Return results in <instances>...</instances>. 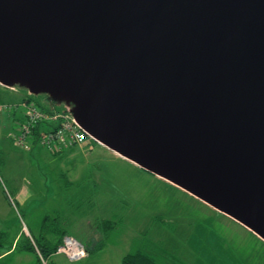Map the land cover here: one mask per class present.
Wrapping results in <instances>:
<instances>
[{
  "label": "water",
  "instance_id": "1",
  "mask_svg": "<svg viewBox=\"0 0 264 264\" xmlns=\"http://www.w3.org/2000/svg\"><path fill=\"white\" fill-rule=\"evenodd\" d=\"M13 82L264 242V0H0Z\"/></svg>",
  "mask_w": 264,
  "mask_h": 264
},
{
  "label": "rangeland",
  "instance_id": "2",
  "mask_svg": "<svg viewBox=\"0 0 264 264\" xmlns=\"http://www.w3.org/2000/svg\"><path fill=\"white\" fill-rule=\"evenodd\" d=\"M43 96H31L16 82L0 85V233L6 236L0 264H121L134 239L166 254L169 264H264V242L251 232L142 169L110 159L112 152L96 142L90 141L92 148L105 156L74 154L88 149L86 144L56 154L31 140L21 142L22 107L29 97L75 113L67 97L42 103ZM46 216L58 218L67 232L56 252L44 259L36 247L35 254L19 251L24 238L33 243L31 235L38 236ZM102 220L116 223L107 232L109 243L89 254L104 238ZM67 240L84 251L82 257L66 251Z\"/></svg>",
  "mask_w": 264,
  "mask_h": 264
},
{
  "label": "built area",
  "instance_id": "3",
  "mask_svg": "<svg viewBox=\"0 0 264 264\" xmlns=\"http://www.w3.org/2000/svg\"><path fill=\"white\" fill-rule=\"evenodd\" d=\"M22 108L25 116L21 119L19 135L21 142L31 140L35 144L46 146L52 153H60L66 147L94 141L80 128L68 111L57 110L53 107L51 111H42L33 101H27ZM38 126L40 131L35 133L34 129ZM66 244V251L73 257H82L84 251L79 252L77 246L71 241L67 240ZM60 251H65V247H60Z\"/></svg>",
  "mask_w": 264,
  "mask_h": 264
},
{
  "label": "trees",
  "instance_id": "4",
  "mask_svg": "<svg viewBox=\"0 0 264 264\" xmlns=\"http://www.w3.org/2000/svg\"><path fill=\"white\" fill-rule=\"evenodd\" d=\"M28 101L32 102L33 100L32 98L29 97ZM35 105L42 111H49V110L51 111L52 109V107L46 108L40 103L39 104L35 103ZM34 130H35V133H38L40 131L39 126L36 127ZM115 224L116 223L111 220L110 221L102 220L98 223V229L104 235V238L101 241H99L94 246L93 249L89 251V254L94 251L102 250L108 245L109 242L107 241V235H108L107 232L108 230L114 229ZM66 234L67 232L64 230V228L60 224V220L58 218H51V217L46 216L45 219L41 223L38 236L31 235L33 243L31 242L30 239L24 238L22 242L20 243L18 250L21 252L35 254L36 253L35 247H36L40 255L42 256V258L47 259L49 256H51L53 253L56 252L58 245L60 244V242L62 241V238ZM5 239H6V236L0 233V248L2 247V243ZM139 242L140 240L138 241V239H134L132 241V244H131L132 248L130 252L127 253L122 258L121 264H169L170 261L166 254H164L163 252L159 253L160 251L156 253L153 251H150L146 247L141 246ZM36 258H37L36 260L39 262L38 257Z\"/></svg>",
  "mask_w": 264,
  "mask_h": 264
},
{
  "label": "crops",
  "instance_id": "5",
  "mask_svg": "<svg viewBox=\"0 0 264 264\" xmlns=\"http://www.w3.org/2000/svg\"><path fill=\"white\" fill-rule=\"evenodd\" d=\"M17 118H18V120H20L19 119V117H18V115H17ZM21 121V120H20ZM86 145L84 146V147H88V149H83V148H79L76 152H74V154L75 153H79L80 155H83L81 152L82 151H84V150H86V151H84V152H89V154H87V156H96L97 158H99V157H102V156H105V153H104V151H101V150H94V148H92V144H90V142H87V143H85ZM108 154V156H109V158L111 159V158H114V159H118V160H120L121 158L120 157H118L117 155H115L114 153H112L113 155H109V153H107ZM103 159V158H102ZM123 160V159H122ZM125 161V160H124ZM126 162V161H125ZM128 164H130V163H128ZM128 166H132V168H135V170H138V168L136 167V166H134V165H132V164H130V165H128ZM109 167V166H108ZM116 184H117V182H115ZM93 186L94 187H98L97 186V183H93ZM127 199H131L132 200V196L131 195H127ZM226 217V216H225ZM227 218V217H226ZM229 219V218H228ZM247 232H248V230H246ZM32 233H34L33 231H32ZM252 234V233H251ZM255 236V235H254ZM255 238H256V236H255ZM117 242V241H116ZM118 243H119V241H118ZM106 248V247H105ZM105 248H103L101 251H103ZM121 259H122V257H121ZM121 259H120V262H121Z\"/></svg>",
  "mask_w": 264,
  "mask_h": 264
},
{
  "label": "flooded vegetation",
  "instance_id": "6",
  "mask_svg": "<svg viewBox=\"0 0 264 264\" xmlns=\"http://www.w3.org/2000/svg\"><path fill=\"white\" fill-rule=\"evenodd\" d=\"M31 96H34V95H32V94H30ZM38 96H40V95H37V96H34V97H38ZM43 99H42V103L43 102H48L50 99H49V97L48 96H46V95H44L43 97H42ZM50 103H53V102H51V101H49ZM41 104V103H40Z\"/></svg>",
  "mask_w": 264,
  "mask_h": 264
}]
</instances>
